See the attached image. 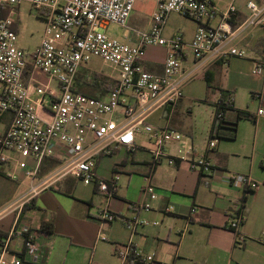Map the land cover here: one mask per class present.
<instances>
[{
	"label": "built area",
	"instance_id": "1",
	"mask_svg": "<svg viewBox=\"0 0 264 264\" xmlns=\"http://www.w3.org/2000/svg\"><path fill=\"white\" fill-rule=\"evenodd\" d=\"M154 1L149 29L135 31L136 42L131 45L109 38L106 30L111 24L126 28L137 0H0V11L28 3L41 12L47 23L41 44L27 52L17 45L15 14L10 11L7 16L0 15V118L3 114L11 116L9 124L0 130V173L11 161L9 153L33 160L34 166L25 171L31 180L37 177L44 160L57 161L63 175H72L85 186L95 185L105 197L98 210L103 222L120 221L131 233L138 228L157 227L159 222L114 214L110 201L117 190V176L109 180L97 176V160L123 148L146 149L153 166L163 162L175 166L177 161H184L201 176L214 174L215 167L206 153L199 155L193 145L187 150L180 148L179 156L168 154L166 148L181 144L184 136L170 127L153 126L148 119L157 110L178 104L184 97V84L203 74L211 64L246 58V50L235 43L252 30H264V0H248L244 18L236 0L225 11L218 9L216 0ZM171 14L198 23L189 43L180 34L164 36ZM148 48L165 50L161 72L145 69ZM93 58L118 71L115 83L102 98L78 90L80 71ZM253 62V75L264 78V58ZM226 101L234 104L233 96ZM217 117L221 119L223 113ZM257 117L264 118V107L259 108ZM137 135H145L146 140L137 144ZM215 145L210 141L207 149ZM229 183L245 192L259 187L241 174L230 175ZM38 188L32 186L30 195H35ZM142 192L150 201L158 198L148 183ZM151 209L150 203L135 207L139 212ZM172 212V206L164 209L165 215ZM243 221L244 216L237 213L228 222L238 244L245 241L239 234ZM14 237L23 241L28 258H35L39 252L38 232L18 224L0 241V264H34L10 254ZM114 251L120 260L131 264H160L153 254L144 253L132 242L116 244Z\"/></svg>",
	"mask_w": 264,
	"mask_h": 264
},
{
	"label": "crops",
	"instance_id": "2",
	"mask_svg": "<svg viewBox=\"0 0 264 264\" xmlns=\"http://www.w3.org/2000/svg\"><path fill=\"white\" fill-rule=\"evenodd\" d=\"M215 4L218 7L216 1ZM239 11L243 18L247 15L246 6L245 11ZM237 43L253 48L250 60L264 58V30H252ZM165 53L162 48H148L145 69L161 72ZM86 67L82 70H86ZM221 68V63H213L200 75L204 81L210 79V89L214 87L213 70ZM79 77L82 78L78 84L79 91H94L86 87L88 82L84 81L85 76L80 73ZM115 80L109 79L111 83L108 86L100 83L106 89L103 94H85L105 97L108 87ZM182 104L183 99L172 108L160 109L164 110L160 117L166 121L164 125L181 134L179 113ZM214 104L211 103L212 107ZM233 106L234 112L226 115L228 127L236 120L237 111L250 113L238 108L235 100ZM214 111L215 108H212L208 126L211 139ZM0 120L1 127H5L11 116L3 114ZM257 121L258 118L255 121L239 120L234 139H220L224 143L215 145L211 150L205 144V149L201 150H205L215 167L211 176L199 175L184 161H177L175 166H168L164 162L153 166L146 149L130 151L123 148L111 155L101 156L97 160L96 175L106 180L118 175L115 197L110 201L112 212L126 219L137 215L141 219L159 222L157 227L138 228L133 233L126 230L120 221L112 224L103 222L98 216L99 209L94 214L93 198L88 200L77 195L73 181H81L72 175H63L62 166L57 161L44 160L37 177L31 180L26 178L25 171L34 166L33 160L9 153L11 161L0 173V241L18 224L37 231L40 250L35 258L25 256L23 241L18 237L12 238L9 246L11 255L34 264H131L120 260L114 251L116 244L129 242L144 253L153 254L160 264H264V130L257 126ZM241 122L255 125L249 150L244 146L230 148L226 144L238 140ZM182 135L189 136L185 133ZM190 138L181 144L168 146L167 153L179 156L182 146L193 144ZM142 140H146L145 135L136 136L137 144ZM232 174L249 176L259 187L245 192L229 183ZM10 175L14 178H10ZM122 175H126L128 182L124 195L118 185ZM6 180L12 181L15 186L5 189L3 183ZM147 183L155 188L158 196L155 201H150L142 192ZM32 186H39L33 196L30 195ZM93 186V195L102 197L103 204L105 197ZM131 187L136 192L133 198L129 197ZM147 203L152 206L150 212L135 210L137 205ZM131 204L132 209L129 208ZM167 206L173 207L169 215L164 214ZM237 213L244 216L239 234L245 241L240 244L235 232L228 228L229 219ZM51 225L52 233H48Z\"/></svg>",
	"mask_w": 264,
	"mask_h": 264
},
{
	"label": "rangeland",
	"instance_id": "3",
	"mask_svg": "<svg viewBox=\"0 0 264 264\" xmlns=\"http://www.w3.org/2000/svg\"><path fill=\"white\" fill-rule=\"evenodd\" d=\"M247 1L248 0H236L235 5L238 9L245 11ZM216 2L218 3V9L220 11H225L227 5L230 4L232 0H216ZM154 9V0H137L127 27L123 28L116 24L109 25L106 30L108 37L133 45L135 43V31H146L149 29L151 25V15L154 12ZM10 11L15 14V24L13 26V30L17 33V45L27 52L33 51L41 44L46 32L47 23L42 18L41 12L33 8L28 3H23L14 7H6L4 9L6 16ZM218 21L219 18L213 22V25H217ZM197 26L198 23L191 18H187L183 15L171 14L167 19L164 36L171 37L173 35L180 34L183 36L184 41L189 43L193 38ZM235 45L238 48L245 49L247 57L230 58L228 62L222 65L221 69H214L213 73L215 79L213 83L214 87L212 89L209 88L206 81H204V79L200 76L188 81L183 86V104L180 106L181 109L179 113L181 116L182 127L179 131H181L182 134L185 133L192 137L194 144L193 145L191 143L189 146H187V144L182 146L184 150H187L193 145L196 152L200 155L204 154L205 150L201 149H205V144L208 145L210 141L215 142L218 146L224 143L223 141L211 139L208 133V126L211 117L210 114L212 112V108H214L211 103L218 102L222 94H226L227 92L231 93L232 96H234L235 105L238 108L248 110L256 116L259 108L264 107V97H258L259 95H264V78L255 77L252 73L254 62L253 60H250V57L251 52L254 50L250 46H245L244 44L240 45L237 42ZM86 68V70H81L80 73L89 79L88 86L86 87H88L89 90L94 91L88 92L86 90L84 93L91 95L96 94V92L103 94V90L105 88H103L101 84H107L108 86L111 83L108 81L109 79H117L118 77L117 70L96 58L91 59ZM101 81L103 82L100 84L99 82ZM163 111L164 110H160L156 113L148 120V123L156 127H165L164 122L166 121L160 118ZM257 118V126H261L260 128L264 130V118ZM1 129L0 121V130ZM254 129L255 125L253 123L241 122L237 138L238 140L236 142L226 144L230 148L237 149L239 147L243 148L244 146L247 150H249L254 138ZM189 136H184L183 140L187 141V139H191ZM73 182L77 189V195L88 200L93 198L92 210L95 214L101 207V203L103 201L102 197L93 195V185L85 186L78 181ZM118 185L123 189L122 195H124V191L128 185L126 175H122L120 182L118 179ZM3 186L6 189V187L10 188L15 186V183L6 180L3 183ZM135 194V190L131 187L129 197L133 198ZM129 208L132 209V204L129 205Z\"/></svg>",
	"mask_w": 264,
	"mask_h": 264
},
{
	"label": "trees",
	"instance_id": "4",
	"mask_svg": "<svg viewBox=\"0 0 264 264\" xmlns=\"http://www.w3.org/2000/svg\"><path fill=\"white\" fill-rule=\"evenodd\" d=\"M1 16H6V13L3 11H0ZM207 84L210 88V79L206 78ZM97 82V81H96ZM103 81L99 82L102 83ZM97 84V83H96ZM232 95L231 93L227 92L226 94H222L220 100L214 104L215 108V115H214V123L212 128V138L215 140H220L223 138L227 139H234L236 137V126L237 122L239 120H252L255 121L257 119L256 115H251L248 112H241L237 111L236 120L231 124V127H228L226 125V115L230 112H234V104L227 103V98ZM223 113V117L219 119L217 117L218 113ZM224 131H227L226 133ZM224 132V133H223ZM48 233H52V225L49 226Z\"/></svg>",
	"mask_w": 264,
	"mask_h": 264
}]
</instances>
